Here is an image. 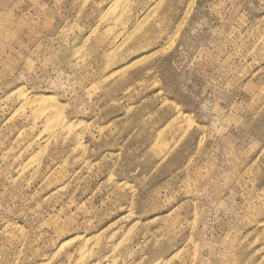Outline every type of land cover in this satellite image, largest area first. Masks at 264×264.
<instances>
[{"label": "rangeland", "instance_id": "rangeland-1", "mask_svg": "<svg viewBox=\"0 0 264 264\" xmlns=\"http://www.w3.org/2000/svg\"><path fill=\"white\" fill-rule=\"evenodd\" d=\"M0 264H264V0H0Z\"/></svg>", "mask_w": 264, "mask_h": 264}, {"label": "bare ground", "instance_id": "bare-ground-1", "mask_svg": "<svg viewBox=\"0 0 264 264\" xmlns=\"http://www.w3.org/2000/svg\"><path fill=\"white\" fill-rule=\"evenodd\" d=\"M41 101H46V102H47L48 100H37V102H41ZM49 102H50V101H49Z\"/></svg>", "mask_w": 264, "mask_h": 264}]
</instances>
